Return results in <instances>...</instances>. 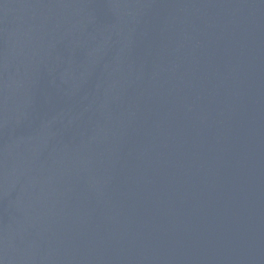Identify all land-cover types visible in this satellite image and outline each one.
I'll return each instance as SVG.
<instances>
[{
	"label": "water",
	"instance_id": "water-1",
	"mask_svg": "<svg viewBox=\"0 0 264 264\" xmlns=\"http://www.w3.org/2000/svg\"><path fill=\"white\" fill-rule=\"evenodd\" d=\"M0 264H264V0H0Z\"/></svg>",
	"mask_w": 264,
	"mask_h": 264
}]
</instances>
